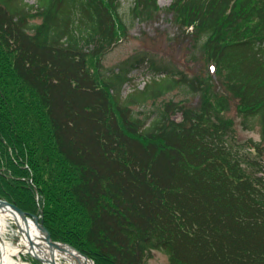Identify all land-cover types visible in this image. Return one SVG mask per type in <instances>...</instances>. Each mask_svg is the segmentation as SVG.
I'll list each match as a JSON object with an SVG mask.
<instances>
[{
	"label": "trees",
	"instance_id": "16d2710c",
	"mask_svg": "<svg viewBox=\"0 0 264 264\" xmlns=\"http://www.w3.org/2000/svg\"><path fill=\"white\" fill-rule=\"evenodd\" d=\"M161 10L259 140L229 142L212 74L141 56L104 67L129 31L120 0H0V198L94 264H146L153 250L168 264H264V0H132L128 18Z\"/></svg>",
	"mask_w": 264,
	"mask_h": 264
},
{
	"label": "rangeland",
	"instance_id": "374dc122",
	"mask_svg": "<svg viewBox=\"0 0 264 264\" xmlns=\"http://www.w3.org/2000/svg\"><path fill=\"white\" fill-rule=\"evenodd\" d=\"M27 1L29 3H34L36 0ZM120 2L121 14H123L129 26V31L127 36L103 57L102 62L104 67H113L122 61L141 56L143 58H152L157 61L160 59L171 60L175 65L179 66L181 69H187L191 74L197 72H202L204 75L212 74V70L205 59H190L192 58V36L186 32H181L176 25L172 23V17L167 14L165 10H161L150 21L131 20L128 18V12L132 0H120ZM170 2L171 0H157V3L161 8H165ZM136 77L137 87L142 88L145 84L146 77L141 75H137ZM208 83L213 92H216L219 95L222 94L228 98L229 103L227 108L224 111L219 112V114L217 112L215 113H217L222 120H229V142L233 144L238 143L240 146L242 145L246 152L248 149L246 148L247 145L245 143L249 139H253L254 141L259 140L260 135L258 128L252 131L243 129L240 124L241 117L237 113L236 99L230 96V94L219 83V80L215 75L212 74ZM128 87L129 86H126L124 92H126ZM170 98H173L176 101L186 98L187 101H184L183 104L189 107L198 106L200 103V95L198 93L187 96L180 91H173L165 96V99L167 100ZM177 119H179V116ZM11 227L12 229L8 231L6 236L14 239L16 235L13 230L15 224H12ZM21 254L22 255L18 256L20 264H32L28 262L33 261V257H31L30 254ZM39 262L44 264L41 261ZM146 264H168V257L163 251L153 250L151 257L147 260Z\"/></svg>",
	"mask_w": 264,
	"mask_h": 264
},
{
	"label": "bare ground",
	"instance_id": "6f19581e",
	"mask_svg": "<svg viewBox=\"0 0 264 264\" xmlns=\"http://www.w3.org/2000/svg\"><path fill=\"white\" fill-rule=\"evenodd\" d=\"M12 224H15L14 239L6 236ZM77 251L70 247L48 245L45 233L33 220L24 221L12 207L0 205V264H20L18 256L21 253L30 254L44 264L50 261L55 264H92Z\"/></svg>",
	"mask_w": 264,
	"mask_h": 264
},
{
	"label": "water",
	"instance_id": "95a60500",
	"mask_svg": "<svg viewBox=\"0 0 264 264\" xmlns=\"http://www.w3.org/2000/svg\"><path fill=\"white\" fill-rule=\"evenodd\" d=\"M0 205H6L9 207H12L21 216V218L24 221L33 220V222L38 226V228L45 233L46 242L48 243V245L73 248L72 246H70L68 244L53 241L51 239V235H50L48 229L43 224V220L40 217H38L37 215L34 214L32 216H28V214L26 212H24L21 208H19L17 205H15L11 202H8L7 200H4V199H0ZM73 249H75V248H73ZM77 252L80 255H82L84 258H87L86 255L80 253L79 251H77ZM50 263L55 264V262L52 263L51 261H50Z\"/></svg>",
	"mask_w": 264,
	"mask_h": 264
}]
</instances>
